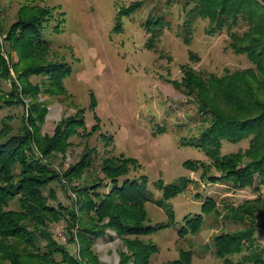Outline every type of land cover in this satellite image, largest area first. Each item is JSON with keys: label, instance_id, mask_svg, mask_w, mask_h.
Here are the masks:
<instances>
[{"label": "trees", "instance_id": "obj_1", "mask_svg": "<svg viewBox=\"0 0 264 264\" xmlns=\"http://www.w3.org/2000/svg\"><path fill=\"white\" fill-rule=\"evenodd\" d=\"M41 0H25L17 10V17L7 29L2 30L0 19V106L12 108L22 106L19 118L7 114L0 118V264H57L55 254L61 262L77 264L78 260L67 253L52 237L50 227L62 219L68 230L77 227V237L82 244L81 256L96 262L90 243L109 228L126 246L120 252L117 264H148L158 247L145 237L157 229L174 224L175 218L169 199L182 193L190 182L188 176L164 183L158 179L154 186L159 197L148 187L146 175L130 176L138 166L131 156L111 155L102 158L99 170L101 177H93L90 148L70 170L60 175L43 164V158L51 152L63 151L68 138L85 127L84 108L72 116L62 118L51 135L40 134L46 107L40 96L59 97L67 93L64 78L72 71L66 61L60 59L44 39L47 23L53 19L56 6L40 3ZM172 0H167L171 3ZM185 10L183 40H189L190 25L197 19H206L207 34L224 32L228 47L237 54H244L250 66L226 70L222 75H203L189 64L181 65L179 86L192 103L202 120L209 122L198 136L181 141L204 152L217 170L213 174H200L206 182H227L231 187H251L255 181L264 184V0H179ZM141 2H133L125 12L135 9ZM56 13V12H55ZM157 16V15H156ZM148 18L146 30L151 39L158 37L162 16ZM1 17V16H0ZM62 19L54 25L57 30ZM159 32V34H158ZM55 59H48V55ZM191 57H195L190 52ZM37 77L36 81L31 80ZM9 89H4V84ZM88 108L93 111L96 102L93 93ZM28 105V107H27ZM42 105V107H41ZM94 113V111H93ZM94 117H98L94 113ZM19 120L14 127L11 123ZM158 127V126H157ZM99 129L97 122L86 134ZM164 127L159 126L158 131ZM104 139L105 135L100 134ZM111 139V137H108ZM248 140L244 151L221 153L222 141L240 142ZM110 141V140H109ZM40 147L43 149L41 150ZM40 156H37L39 152ZM204 161L186 159L188 170H197ZM64 179V181H63ZM57 180L68 191L72 185L78 187V206H67L57 200L51 183ZM81 182V183H80ZM256 186L254 190L259 191ZM51 201V202H50ZM52 201H57L52 203ZM147 202L164 209L166 222L151 224L145 204ZM14 203V206H10ZM226 207V206H225ZM227 214H221L216 202L205 197L200 211L183 217L177 229L179 236L196 234L205 219L219 217L233 222L247 223L240 229L221 231L212 237L216 256L232 264L231 256L241 254L240 262L264 264L263 250L257 242L255 232L264 234V199L261 194L247 199L237 207L227 205ZM240 220V221H239ZM146 240V241H145ZM92 241V242H91ZM191 249H179L178 257L162 264H191Z\"/></svg>", "mask_w": 264, "mask_h": 264}, {"label": "rangeland", "instance_id": "obj_2", "mask_svg": "<svg viewBox=\"0 0 264 264\" xmlns=\"http://www.w3.org/2000/svg\"><path fill=\"white\" fill-rule=\"evenodd\" d=\"M24 1L0 0L1 31L6 32L15 21L19 5ZM133 2L141 3L126 13L125 8ZM40 3L57 7L43 37L58 55L56 57L72 68L63 80L67 93L59 97H39L40 102L47 103L45 117L40 124L41 136L51 135L62 118L72 116L79 108L85 109V127L80 126L77 134L68 138L69 143L63 151L48 153L50 155L43 158V164L62 175L75 166L84 153L94 148L90 170L96 178L102 176L98 167L103 157L112 154L131 156L138 160V166L129 175H146L148 187L155 197L160 196L154 186L158 179L171 183L181 176H188L193 182L168 201L174 213V224L145 237L158 247L148 264H162L175 259L180 248L192 250L191 264H229L216 256L212 237L223 230L240 229L247 223L220 217L213 221L207 216L196 234L179 236L177 229L183 224L184 216L200 211L205 197L216 202L219 213L227 214V205L235 208L257 194L264 199V184L255 181L251 187L235 189L227 182L211 183L198 177L200 174L217 173V170L203 151L181 144V141L198 136L209 122L202 120L201 113L172 80L180 81L183 64H189L203 75L220 76L226 70L250 66L248 59L228 47L224 30L207 34L206 19L197 18L190 25V39L183 40L186 18L179 0H172L170 4L167 0H41ZM156 15L163 17V21L157 24L162 30L158 37L151 39L153 46L149 48L151 33L145 27L148 18ZM59 19H62L61 26L55 30L53 27ZM190 52L195 57H191ZM56 57L49 54L47 58L52 60ZM36 79L34 76L31 78L33 81ZM4 86V89H9L8 83ZM90 92L96 102L93 111L98 120L88 108ZM22 113V106H0V118L7 114H15L19 118ZM18 121L11 124L17 127ZM97 122L99 129L86 134ZM157 126H163V131H158ZM102 133L105 139L100 136ZM247 147V139L236 143L224 140L220 151H244ZM40 154L41 151L37 152L38 157ZM189 158L202 160L204 165L190 171L183 164ZM74 184L64 191L57 180L51 183L57 200L69 207L79 205L77 190L84 187L83 183L78 187ZM259 185L260 190H254ZM145 207L151 224L167 221L163 208L151 202H147ZM76 230L77 227L68 230L65 219L50 227L53 239L78 260L77 264H117L120 252L127 251L114 231L106 228L104 234L90 243L96 258V262L91 263L83 254L81 256L82 244ZM255 235L264 253V234L255 232ZM55 258L57 264H68L61 262L60 254L56 253ZM240 260L241 254L231 256L232 264H254ZM129 264H133L131 260Z\"/></svg>", "mask_w": 264, "mask_h": 264}]
</instances>
